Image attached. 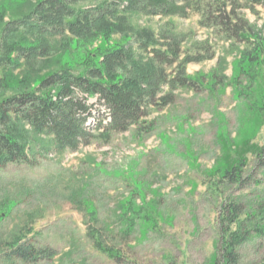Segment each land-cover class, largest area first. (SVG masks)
I'll return each mask as SVG.
<instances>
[{
  "label": "rangeland",
  "instance_id": "1",
  "mask_svg": "<svg viewBox=\"0 0 264 264\" xmlns=\"http://www.w3.org/2000/svg\"><path fill=\"white\" fill-rule=\"evenodd\" d=\"M37 1L0 3L11 6L9 20L26 15ZM110 1L114 0H76L70 5L78 10ZM256 11L237 13L264 31V5ZM126 15L135 30L182 35V48L188 54L209 55L212 50L214 57L188 64L187 72L199 77V84L178 90L174 102L153 109L138 125L124 133L113 132L107 140L94 137L77 151L61 153L53 149L50 138L27 128L29 161L0 167L4 217L0 264H214L220 255L222 206L234 201L248 210L263 197L264 168L257 165L256 153L264 144V123L248 99L258 100L264 84L257 83L255 92L240 100L233 89L234 65L247 43L227 40L213 26L202 24L204 16L193 8H187L183 16L150 15L144 10H129ZM65 35L45 36L53 55L62 51L63 42L71 36ZM119 38L114 35L113 40ZM77 59L78 53H72L64 61ZM22 63L17 69L0 66L10 86L25 75L57 68L51 63L40 71L47 63L44 60ZM247 81L241 75L239 84L247 86ZM19 90L1 87L0 99ZM89 102L94 103L98 119L106 118L97 96ZM242 158L247 163L243 182H218L225 169ZM127 202L133 210L123 217ZM92 208L97 210L96 220L88 213ZM133 216L136 226H131ZM245 217L242 214L241 219ZM90 227L100 229L104 243L118 251L120 259L96 247ZM28 230L25 243L36 250L49 249L52 255L40 254L31 262L9 258L6 243ZM238 253V264H264V235L252 234Z\"/></svg>",
  "mask_w": 264,
  "mask_h": 264
},
{
  "label": "trees",
  "instance_id": "2",
  "mask_svg": "<svg viewBox=\"0 0 264 264\" xmlns=\"http://www.w3.org/2000/svg\"><path fill=\"white\" fill-rule=\"evenodd\" d=\"M75 1L38 0L26 15L9 20L6 18L11 6L5 1L0 3V66L17 69L22 67L23 60L46 61L40 71L51 63L57 66L36 76L25 75L12 86L10 78L0 72V88L20 89L0 99V167L29 161L27 128L50 138L57 152L77 151L94 137L107 140L113 132H127L153 109L174 102L178 90L199 84V77L187 72L188 64L211 59L215 53L211 50L209 55L188 54L182 48V35L168 31L156 35L147 28L135 30L126 15L129 10L179 16L187 8L198 10L204 16L202 24L213 26L227 40L247 43L234 65L236 98L249 96L255 92L257 83L264 84V31L237 13L248 9L256 14V7L264 5V0H194L188 5H181L178 0H114L78 10L70 5ZM54 34L71 35L63 42L62 51L55 55L45 38ZM114 35L120 38L113 40ZM98 40L100 44L95 45ZM203 46L206 51L210 48L207 43ZM72 53H78V59L64 61ZM241 75L246 76L247 86L239 84ZM96 96L106 110V118L98 119L93 113L95 105L89 100ZM248 102L256 106L264 123V90L258 100ZM256 159L257 165L264 168V144L257 150ZM246 164L245 158L240 159L225 169L218 182L242 183ZM259 199L248 210L234 201L222 206L218 218L220 255L217 254L214 264H238V248L252 234L264 235V195ZM127 203L123 213L127 215L123 217L130 216L133 210L132 203ZM88 213L96 220V209H88ZM242 214L246 215L243 219ZM3 218L0 212V222ZM136 219L131 226L137 225ZM29 230L6 243L9 258L31 262L40 254L52 255L49 249L36 250L25 243ZM89 234L100 251L110 258H121L118 251L104 243L100 229L90 227Z\"/></svg>",
  "mask_w": 264,
  "mask_h": 264
}]
</instances>
